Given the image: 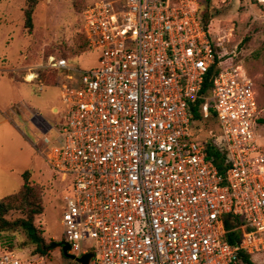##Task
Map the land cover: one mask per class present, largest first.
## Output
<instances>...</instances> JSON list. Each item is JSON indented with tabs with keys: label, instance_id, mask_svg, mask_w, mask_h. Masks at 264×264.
Returning <instances> with one entry per match:
<instances>
[{
	"label": "built area",
	"instance_id": "built-area-1",
	"mask_svg": "<svg viewBox=\"0 0 264 264\" xmlns=\"http://www.w3.org/2000/svg\"><path fill=\"white\" fill-rule=\"evenodd\" d=\"M82 26L91 49L102 51L98 64L81 70L47 57L46 67L63 74L64 119L34 144L44 143L40 153L66 182L69 252L92 251L89 264H241L242 252L264 255L263 108L243 66L218 60L199 1L96 0ZM42 67L24 78L35 81ZM212 68L202 119L193 120ZM211 109L217 132L202 137ZM210 140L227 154L225 173L208 158ZM228 214L243 221L233 224L242 231L236 243L227 238ZM50 260L0 252V264Z\"/></svg>",
	"mask_w": 264,
	"mask_h": 264
},
{
	"label": "rangeland",
	"instance_id": "rangeland-1",
	"mask_svg": "<svg viewBox=\"0 0 264 264\" xmlns=\"http://www.w3.org/2000/svg\"><path fill=\"white\" fill-rule=\"evenodd\" d=\"M95 1L39 0L30 28L24 14L27 0H0V200L17 191L27 173L29 183L41 190L43 212L35 216V223L49 246L65 239L62 216L67 186L63 175L54 172L40 153L44 143L34 145V133L41 135L64 119L59 113L64 102L58 80L63 74L46 67V56L68 58L74 69L98 64L102 51L88 45L81 22L83 10ZM198 1L200 12L212 15L209 32L226 64L242 65L254 80L264 118V0ZM41 64V77L28 82L24 78L28 68ZM209 129L217 132L213 121L205 124L201 136L208 137ZM257 139L264 146V123L257 125ZM21 217L27 214L18 209L6 215L9 220ZM26 242L24 228L0 232V252L37 254L36 245ZM48 254L50 264H77L60 247L49 249ZM252 260L264 264V255H253Z\"/></svg>",
	"mask_w": 264,
	"mask_h": 264
},
{
	"label": "trees",
	"instance_id": "trees-1",
	"mask_svg": "<svg viewBox=\"0 0 264 264\" xmlns=\"http://www.w3.org/2000/svg\"><path fill=\"white\" fill-rule=\"evenodd\" d=\"M38 1L39 0H27V7L24 10L25 23H26V26L30 28L33 25V10ZM207 1H210V0H207ZM199 16L205 28L209 30V25H210L212 15L206 12L201 13L199 10ZM81 22H82V19H81ZM82 33L84 34L83 29H82ZM84 37H85V34H84ZM49 55L51 54H48L46 56V59ZM217 57H218V60H221L223 62V66H229L233 64L232 62H228V64H226L227 60L224 59V55L221 54V52L219 51H218ZM39 71H40L39 77H41L42 70L40 69ZM55 71H58V70H55ZM216 72H217L216 68H212L208 72V75L206 77V80L201 90V96L196 100V102L192 106V111H193L192 119L193 120L202 119L200 108H201L202 103L204 102L203 97L204 95L210 93V89L212 87ZM214 120H215V114H214L213 109H211V118L210 120H207L204 123L207 124L209 121L214 122ZM260 122L264 123V118H260ZM207 152H208V158L211 159L217 165V167L220 169L222 173H225L228 169V164L226 162L227 154L224 151V149H222L221 147H219L217 144H215L213 141L210 140L207 145ZM24 178H25V182L20 186V188L17 191H15L14 193L10 195L5 196L3 199L0 200V232L4 230L15 231L16 229L24 228L28 235V242L26 243L35 244L36 251L38 253L46 254L48 253V250L50 249L49 245L46 244V239L43 235V232H44L43 229L40 228L35 223V216L43 212L42 197L40 194L41 190L39 186L29 183L27 173H24ZM13 209L21 210L23 213L27 214V217L26 218L21 217L15 220L7 219L6 215L9 213L10 210H13ZM236 221H238L240 225L243 223L242 219L236 218L232 214H228L226 216V225L229 230L227 238L232 243H236V241L240 239L242 236V231L240 229L237 231L232 230L233 224ZM7 237H8V240L11 242L14 240L13 236L7 235ZM3 251H14V250H3ZM241 257H242L241 264L242 263L254 264L251 254L242 252Z\"/></svg>",
	"mask_w": 264,
	"mask_h": 264
},
{
	"label": "water",
	"instance_id": "water-1",
	"mask_svg": "<svg viewBox=\"0 0 264 264\" xmlns=\"http://www.w3.org/2000/svg\"><path fill=\"white\" fill-rule=\"evenodd\" d=\"M56 247H60L62 249V252H63L65 257L73 259V260H75V261H77V262H79L81 264H89L91 258L93 257V252L92 251H90V252H88L86 254H83L82 256H79V257L71 254L69 252V250L71 249V245L65 240H62L59 243H52L49 246L50 249H53V248H56Z\"/></svg>",
	"mask_w": 264,
	"mask_h": 264
},
{
	"label": "crops",
	"instance_id": "crops-1",
	"mask_svg": "<svg viewBox=\"0 0 264 264\" xmlns=\"http://www.w3.org/2000/svg\"><path fill=\"white\" fill-rule=\"evenodd\" d=\"M54 108H56V107H54ZM34 135L37 136V139L35 140V142H37L38 141V132L34 133Z\"/></svg>",
	"mask_w": 264,
	"mask_h": 264
}]
</instances>
